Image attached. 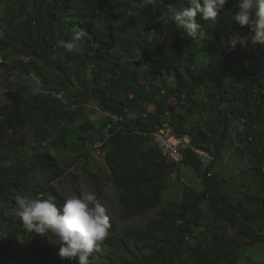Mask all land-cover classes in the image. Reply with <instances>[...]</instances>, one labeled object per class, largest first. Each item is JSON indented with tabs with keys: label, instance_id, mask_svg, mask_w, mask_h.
I'll list each match as a JSON object with an SVG mask.
<instances>
[{
	"label": "trees",
	"instance_id": "trees-1",
	"mask_svg": "<svg viewBox=\"0 0 264 264\" xmlns=\"http://www.w3.org/2000/svg\"><path fill=\"white\" fill-rule=\"evenodd\" d=\"M187 4L0 0V264H78L58 255L54 237L26 232L14 211L18 196L51 195L62 206L58 184L76 183L78 165L103 205L112 203L108 186L117 191L123 219L160 206L145 225L114 231L90 264H264L255 249L264 253V67L253 62H264V46L233 49L248 28L228 12L214 24L198 17L203 38L184 36L172 15ZM73 30L87 35L68 52L58 40L71 41ZM165 122L190 138L180 162L154 140ZM92 147L106 171L90 168ZM226 147L248 157L252 183L241 178L233 189L213 172ZM196 149L213 158L204 166ZM179 165L201 185L162 205Z\"/></svg>",
	"mask_w": 264,
	"mask_h": 264
},
{
	"label": "clouds",
	"instance_id": "clouds-1",
	"mask_svg": "<svg viewBox=\"0 0 264 264\" xmlns=\"http://www.w3.org/2000/svg\"><path fill=\"white\" fill-rule=\"evenodd\" d=\"M228 4L229 0H188L187 6L173 13L172 20L184 36L197 40L205 36L198 17L214 24L228 12L232 24L248 28L247 34H236L231 42L233 49L236 44L246 47L249 42L264 46V0H237L230 10L226 8ZM85 35L84 30H73L71 41L59 39L58 46L72 52ZM35 91L33 88V94ZM15 203V215L26 232L54 237L58 255L78 259V264H90L89 257L95 258L110 236V217L94 191L66 197L62 206H57L51 195L18 196Z\"/></svg>",
	"mask_w": 264,
	"mask_h": 264
},
{
	"label": "rangeland",
	"instance_id": "rangeland-1",
	"mask_svg": "<svg viewBox=\"0 0 264 264\" xmlns=\"http://www.w3.org/2000/svg\"><path fill=\"white\" fill-rule=\"evenodd\" d=\"M3 12L0 9V17L2 16ZM255 56V63L260 67H264L263 58L261 56ZM16 75H13L11 78L13 81L16 80ZM26 80V79H25ZM6 88L0 89V107L4 105L5 96L4 92ZM63 92V91H62ZM95 103H90L88 108H92ZM155 105L150 104L149 109L154 111ZM24 147H16L15 150L10 152L6 158V162L4 164H9L10 161L14 160L17 154H20L23 151ZM56 151V148H53ZM93 155H91V153ZM89 162L90 168L94 169L95 171H106L107 164L103 159L101 153L99 152L98 147H92L89 155ZM250 165V161L247 156L240 157L238 153L234 149H230L226 147L223 152V156L221 159L215 164L213 167V172H220L224 174L225 178L228 179V185L230 188L233 189H240V182L242 179L249 181L250 183L253 182L254 177L251 171H248L247 168ZM74 172L77 176V181L74 183L70 176L66 177L65 180H62L58 185L62 191L66 193V195L73 196L79 195L82 192H89L94 191L92 184L86 179L85 173L83 172L80 165H78ZM242 172L243 176L240 177L238 173ZM242 178V179H241ZM201 185V177L198 173L191 167L179 165L175 168L173 173L168 178V186L164 191V200L162 205H166L170 201H177L180 200L181 194L183 189H195L200 187ZM108 195L111 197L112 203H104V206L107 210V213L110 217V235L122 228H130L134 226H143L147 223V221L152 217L155 216L158 211L160 210V206L157 208H153L149 210L143 216H137L131 219H123L120 215L121 206L118 204V193L113 187L108 186L107 189ZM256 250L260 251V255L258 259L264 258V253L261 246H256ZM254 251V250H252Z\"/></svg>",
	"mask_w": 264,
	"mask_h": 264
},
{
	"label": "built area",
	"instance_id": "built-area-1",
	"mask_svg": "<svg viewBox=\"0 0 264 264\" xmlns=\"http://www.w3.org/2000/svg\"><path fill=\"white\" fill-rule=\"evenodd\" d=\"M2 55L0 54V60ZM59 96L61 94H58ZM154 140L160 146L162 152L174 161L180 162L184 158V149L190 144L188 136L177 135L168 122L160 125L158 129L153 132ZM200 153L204 166L213 158L208 152L201 149H196Z\"/></svg>",
	"mask_w": 264,
	"mask_h": 264
},
{
	"label": "crops",
	"instance_id": "crops-1",
	"mask_svg": "<svg viewBox=\"0 0 264 264\" xmlns=\"http://www.w3.org/2000/svg\"><path fill=\"white\" fill-rule=\"evenodd\" d=\"M92 108H96V112H97V113L93 115L95 118H97V117L100 116V115L102 116V112L99 111V110L97 109L96 106H93ZM103 116H104V115H103ZM103 116H102V117H103Z\"/></svg>",
	"mask_w": 264,
	"mask_h": 264
}]
</instances>
